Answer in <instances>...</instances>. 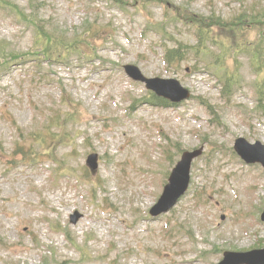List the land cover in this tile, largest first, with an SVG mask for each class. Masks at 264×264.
Masks as SVG:
<instances>
[{
    "label": "rangeland",
    "instance_id": "obj_1",
    "mask_svg": "<svg viewBox=\"0 0 264 264\" xmlns=\"http://www.w3.org/2000/svg\"><path fill=\"white\" fill-rule=\"evenodd\" d=\"M121 1L0 3V264H217L264 247V168L234 151L241 136L264 143V33L239 25L264 0ZM52 39L72 51L48 57ZM181 46L184 61L166 64ZM132 63L192 97L158 106ZM200 146L188 192L152 216Z\"/></svg>",
    "mask_w": 264,
    "mask_h": 264
},
{
    "label": "water",
    "instance_id": "obj_2",
    "mask_svg": "<svg viewBox=\"0 0 264 264\" xmlns=\"http://www.w3.org/2000/svg\"><path fill=\"white\" fill-rule=\"evenodd\" d=\"M127 73L135 80L144 81L147 87L156 91L160 96L171 99L173 102H180L189 97V91L184 89L176 79L146 78L141 70L135 65L125 66ZM236 149L248 162L261 161L264 164V146L260 143L249 144L245 139L240 138L236 142ZM202 148L193 152H185L182 160L174 168L169 184L165 186L159 202L152 208L151 213L158 215L170 210L178 199L186 192L190 182V166L193 159L202 153ZM88 164L96 167V155H90ZM72 222L79 218L76 212ZM264 220V213L262 215ZM219 264H264V249L253 250L246 253L226 252L225 258Z\"/></svg>",
    "mask_w": 264,
    "mask_h": 264
},
{
    "label": "trees",
    "instance_id": "obj_3",
    "mask_svg": "<svg viewBox=\"0 0 264 264\" xmlns=\"http://www.w3.org/2000/svg\"><path fill=\"white\" fill-rule=\"evenodd\" d=\"M4 2H5V0H0V3H4ZM258 18H260V19H258ZM258 18L256 16H253L252 18L251 17H247L243 21H241L243 23H240L239 25L247 26L246 23L248 22V20H250L251 25H257V27L259 26L260 32L262 34V33H264V30H263L264 22H260V20L264 18V13H261L260 15H258ZM256 19H258V20H256ZM237 20H239V19H237ZM252 28L255 29L256 27L253 26ZM205 31H206V36H207V30H205ZM203 36H204L203 34L200 35L199 43L201 42V40H203L205 38V36L204 37ZM79 40H81V39H79ZM78 42H79L78 39L74 40V43H73L74 45H72V48H74V50L76 49V47H74V46L76 44H78ZM44 48H45L44 53L47 54L48 57H60V56L66 57V52H68L70 50L68 48H65V50H64V47H63L62 43L61 42L59 43L58 41H56L54 39L51 40V45L47 44V45H45ZM225 48H227V46H225ZM183 49L179 48V49H170V50H168L166 52V54H165L166 59H167L166 61L173 64V63L181 62L182 60H184L186 58V56L189 54L190 51L189 50H185V49L183 50ZM5 50H6L5 47L0 46V53L1 54L4 55ZM260 52L264 53V49H261ZM10 56L14 57L15 54L14 53H9L8 56L6 57V59H8ZM262 76H264V71H262ZM157 102L158 103L161 102L162 104H168L167 101H164L163 99L162 100L158 99Z\"/></svg>",
    "mask_w": 264,
    "mask_h": 264
}]
</instances>
